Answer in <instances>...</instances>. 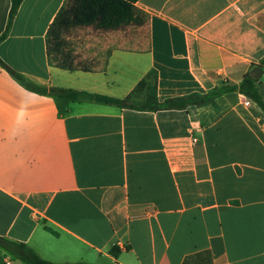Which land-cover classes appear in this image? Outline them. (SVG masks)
Returning a JSON list of instances; mask_svg holds the SVG:
<instances>
[{
    "label": "crops",
    "instance_id": "0c3cea01",
    "mask_svg": "<svg viewBox=\"0 0 264 264\" xmlns=\"http://www.w3.org/2000/svg\"><path fill=\"white\" fill-rule=\"evenodd\" d=\"M139 28L78 31L92 70L50 64L65 0H0V238L52 263L264 264V113L238 92L156 112L124 98L150 72L158 100L238 84L264 58V0H126ZM264 100V69L258 80ZM28 84V85H27ZM113 248H117L114 253ZM0 264H24L0 244Z\"/></svg>",
    "mask_w": 264,
    "mask_h": 264
},
{
    "label": "trees",
    "instance_id": "16d2710c",
    "mask_svg": "<svg viewBox=\"0 0 264 264\" xmlns=\"http://www.w3.org/2000/svg\"><path fill=\"white\" fill-rule=\"evenodd\" d=\"M21 2L22 0H11L6 32ZM145 24V15L126 0H65L47 31L48 60L50 64L64 69L92 70V59L83 57V51L77 50L79 44L76 39L70 38L71 35L75 37L78 31L86 28H90L93 31H116L139 28ZM4 36L5 34L0 37V41ZM0 66L7 70L16 80L23 82L22 77L10 69L1 59ZM257 66L264 69V58ZM258 82V80L247 73L238 84L226 83L214 87L203 94L190 93L165 99L164 101L158 100L157 97L156 71H150L127 96L120 99L65 89H46L34 86H31V88L35 91L65 99H89L99 104L112 105L120 109L146 112L163 110L187 111L190 107H202L205 105L215 107V101L218 97L227 93L238 92L258 106L264 113V100L259 93ZM0 244L24 264H58L43 260L23 243L0 238ZM113 251L116 253L117 248H113Z\"/></svg>",
    "mask_w": 264,
    "mask_h": 264
},
{
    "label": "water",
    "instance_id": "95a60500",
    "mask_svg": "<svg viewBox=\"0 0 264 264\" xmlns=\"http://www.w3.org/2000/svg\"><path fill=\"white\" fill-rule=\"evenodd\" d=\"M249 76L253 77L256 80H259V78L262 75V68L259 66L254 67L248 72Z\"/></svg>",
    "mask_w": 264,
    "mask_h": 264
},
{
    "label": "built area",
    "instance_id": "2783aa9c",
    "mask_svg": "<svg viewBox=\"0 0 264 264\" xmlns=\"http://www.w3.org/2000/svg\"><path fill=\"white\" fill-rule=\"evenodd\" d=\"M243 104H244L245 106H248V105L251 104V102H250V100H248V99H246V98L244 97V99H243Z\"/></svg>",
    "mask_w": 264,
    "mask_h": 264
}]
</instances>
